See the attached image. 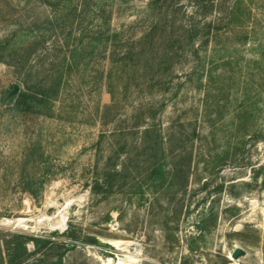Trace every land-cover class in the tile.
I'll list each match as a JSON object with an SVG mask.
<instances>
[{
    "label": "rangeland",
    "instance_id": "obj_1",
    "mask_svg": "<svg viewBox=\"0 0 264 264\" xmlns=\"http://www.w3.org/2000/svg\"><path fill=\"white\" fill-rule=\"evenodd\" d=\"M149 1L101 2L112 9V29L136 39L149 24ZM235 2L228 0V6ZM244 2L242 22H222L201 63L177 66L175 89L166 100L140 81L125 98L116 73L113 104L111 64L96 57L83 85L58 104L54 119L21 115L2 107L18 78L0 62V240L13 233H63L72 225L104 245L78 244L63 264H264V180L252 181L253 171L264 168V140L245 136L264 132V76L256 64L264 55V0ZM88 3L95 9L94 0ZM40 5L0 0V38L21 18L42 13ZM183 5L190 11L188 0ZM87 23L93 24L90 18ZM149 103L166 104L160 114L163 135L182 134L188 149L193 147L187 190L176 187L144 198L94 195L92 186L117 150L114 131L126 128L127 118ZM250 104L254 122L238 129L239 115ZM211 211L218 217L215 226L207 219ZM203 219L207 231L201 235L197 225ZM237 248L244 255L234 260Z\"/></svg>",
    "mask_w": 264,
    "mask_h": 264
},
{
    "label": "trees",
    "instance_id": "obj_2",
    "mask_svg": "<svg viewBox=\"0 0 264 264\" xmlns=\"http://www.w3.org/2000/svg\"><path fill=\"white\" fill-rule=\"evenodd\" d=\"M37 1L42 5V13L21 18L0 38V62L14 69L19 87L18 94L3 105L16 86L12 85L1 102L3 108L18 114L48 119L57 116L58 104L68 98L73 88L83 85L89 63L96 57H104L111 64L107 82L113 104L116 92L112 79L116 73L125 98L132 83L140 81L150 89L157 88L166 100L175 89L177 66L189 60L201 63L206 58L202 57L203 52L219 36L220 24L226 20L228 26L241 23L247 12L244 0H235L230 7L228 0H188L190 11L184 7V0H150L147 28L138 38L129 39L112 29V9L101 2L104 0H94L95 9H91L89 0ZM32 10L38 11L36 6ZM256 64L263 68L264 76V55ZM208 74L213 77L212 70ZM119 94L117 89V109ZM165 106V103L162 107L155 103L140 106L125 121L130 123L126 128L117 127L113 133L117 137V150L92 186L94 195L106 199L120 193L129 198H144L148 193L155 195L176 187L187 190L193 147L188 149L189 140H184L182 134L163 135L160 114ZM252 107L250 104L239 115L238 129L254 122ZM255 134L245 136L264 140V132ZM175 140L182 144L178 149L173 147ZM261 177L264 180V168L253 171L254 184ZM31 194L36 196L34 191ZM207 219L215 226L218 217L211 211ZM206 222L203 219L197 225L201 235L207 231ZM78 244L100 246L97 239L83 236L72 225L63 233L42 237L9 234L0 240V264H63L66 255Z\"/></svg>",
    "mask_w": 264,
    "mask_h": 264
},
{
    "label": "water",
    "instance_id": "obj_3",
    "mask_svg": "<svg viewBox=\"0 0 264 264\" xmlns=\"http://www.w3.org/2000/svg\"><path fill=\"white\" fill-rule=\"evenodd\" d=\"M18 92H19V87L15 86L14 90L6 97L4 102H8L9 100H11L14 96H16L18 94ZM98 244L100 246L104 245V243H102V242H98ZM243 255H244V251L240 248H237V249H235V251L232 254V259L237 260L240 257H242Z\"/></svg>",
    "mask_w": 264,
    "mask_h": 264
}]
</instances>
